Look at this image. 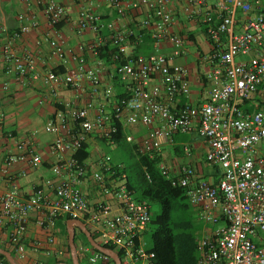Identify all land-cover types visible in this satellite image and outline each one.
I'll return each instance as SVG.
<instances>
[{"label":"built area","instance_id":"built-area-1","mask_svg":"<svg viewBox=\"0 0 264 264\" xmlns=\"http://www.w3.org/2000/svg\"><path fill=\"white\" fill-rule=\"evenodd\" d=\"M190 15L204 25L212 49L202 56L209 64L205 77L207 95L197 104L182 101L190 92L188 70L174 62L181 56L183 37L173 30V12L167 0H110L117 18L103 20L90 8L78 12V31H108L120 52L127 45L141 41L148 32L155 50L114 65L123 85L118 97L111 85L102 84L98 66H88L81 55H74L75 64L64 72L50 68L41 70L30 51L17 54L13 43L23 33L35 27V18L22 22L10 31L0 22V37L5 72H13L16 80L26 83L41 78L49 84L69 88L86 79L93 94L102 101L94 109L92 100L82 106L65 103L48 118L45 130L56 133L51 150L57 160L51 166L58 178L45 183L53 185V196L41 188L22 195L16 186L0 187V243H5L18 259L29 264H42L30 258L37 243L27 241L24 234L29 214L37 213L36 224L44 227L59 216L79 218L100 244H110L121 253L122 264H154L155 253L148 249L145 234L150 220V204L135 197L128 188L124 173L113 169L110 156L101 155L93 169L73 155L88 135L98 132L111 147L115 121L145 127L146 133L136 142L141 153L154 156L178 133L195 132L207 145L206 162L218 171L216 182L196 180L191 166L181 165L170 171L161 161V173L175 186L185 190L190 205L208 223L207 231L198 243L196 264H264V3L261 0H187ZM48 22L56 25L69 19V8L54 0H46L42 8ZM143 10L140 18L129 24L123 20L128 12ZM23 19V15H18ZM166 40L171 49L159 48ZM49 44L59 58L65 48L55 39ZM133 142L130 134H125ZM16 154H6L1 160V173L16 161L27 160L36 168L41 158L25 142L17 145ZM72 150L73 155L62 154ZM25 172H19L23 175ZM93 180L99 187L98 196L91 198L79 185ZM8 226L4 240L1 228ZM87 264H115L112 257L93 247L79 249ZM0 264L3 259L0 258Z\"/></svg>","mask_w":264,"mask_h":264},{"label":"crops","instance_id":"crops-1","mask_svg":"<svg viewBox=\"0 0 264 264\" xmlns=\"http://www.w3.org/2000/svg\"><path fill=\"white\" fill-rule=\"evenodd\" d=\"M45 1L0 0V22L10 31L16 30L22 22L31 18H35L38 22L35 27L14 41V52L21 54L30 51L39 69L50 68L55 72H64L73 66L75 64L73 54L81 55L88 66L99 67L102 84L111 85L115 93L123 94V86L115 73L114 63L111 60L105 62L96 54V48L108 41V31L104 28L99 32L78 31L76 28L78 12L84 7L100 14L103 20L116 19L117 13L110 0H54L69 8V19L54 26L48 22L42 10ZM167 2L173 12V30L184 40L181 56L174 59V62L185 66L188 70L190 92L181 100L197 104L207 95L208 82L205 75L209 71V64L202 59V56L211 51L212 45L203 32L204 25L196 16L190 15V5L187 0H167ZM261 2L264 3V0ZM142 11L128 12L123 21L131 24L133 19L142 16ZM19 14L24 18L19 19ZM50 39L57 40L65 48L63 58L52 53ZM4 40V36L0 37V168L4 155L19 152L17 145L20 142H25L27 147L39 154L41 163L36 168H32L27 160L14 162L6 173L0 172V187L8 190L14 185L24 196L29 195L35 188H41L43 193L50 197L53 196V185L46 184L45 180L51 179L52 184L58 181L51 172V166L57 160V156L51 150V143L56 133L45 130L46 121L65 103L82 106L86 101L92 100L94 103V109L90 111L92 114L102 98L93 94L92 87L86 79L81 80L75 88L60 83L53 84L54 95L49 94V84L43 82L41 78L20 83L13 72H5L7 63L2 51ZM134 43L127 45L124 55L127 56L133 51ZM159 47L165 53L171 49L170 43L166 40L160 41ZM153 49L155 50L154 44ZM121 123L125 134L132 135L135 143L146 133L145 127ZM99 137L98 132H92L85 140L89 145V156L83 161L89 169H93L96 160L101 157L98 149L104 144L100 143ZM206 150V143L195 132L178 133L163 146L161 158L170 171H176L179 166L187 165L194 169L196 180L214 181L215 177V180L218 178V171L206 162ZM72 155V150H66L62 154L64 158ZM19 172L25 173L18 175ZM79 187L91 198L98 196L99 187L93 180L88 179ZM36 215L35 212L29 214V222L24 234L27 241L37 243V250L28 252L30 258H35L42 264H87L86 259L81 258L83 254H80L79 249L89 246L83 240V234L86 236L84 229H89L81 219L59 216L53 220V223L47 222L44 227H40L36 224ZM1 230L2 238L5 240L9 227L3 226ZM70 234L73 236L74 251L71 248ZM94 240L97 241V237ZM0 247L12 253L11 256L17 264H29L27 259H18L5 243H0ZM73 254H76L75 263ZM69 259L71 263H68ZM113 262L115 263L114 260Z\"/></svg>","mask_w":264,"mask_h":264},{"label":"trees","instance_id":"trees-1","mask_svg":"<svg viewBox=\"0 0 264 264\" xmlns=\"http://www.w3.org/2000/svg\"><path fill=\"white\" fill-rule=\"evenodd\" d=\"M203 32L206 35L205 28ZM153 50V39L146 32L141 41L134 43L133 51L127 56L120 52L111 40L104 45H99L96 48V54L105 62L111 60L114 65H118L139 55L147 56ZM117 95L121 97L124 94L117 93ZM115 124L116 132L111 135L115 148L125 150L132 161L126 163L121 159L115 162L112 158L110 161L113 169L117 173L125 174L127 186L134 191L136 198L145 199L149 204L156 202L159 206L157 213L153 214L150 211L148 223V226H153L147 247L155 253L154 264H196L198 258V243L194 231L196 209L188 202L185 190L173 185L161 173V154L149 156V154L141 153L135 142L126 140L122 123L117 120ZM98 139L105 146H110L105 137L100 136ZM73 156L79 162L86 159L89 156V145L83 142ZM215 178L214 182H216ZM91 235L93 239L96 238L93 233ZM83 240L85 244L92 247L84 234ZM102 246L121 255L113 245L102 244ZM0 258L3 259L4 264H10L1 253Z\"/></svg>","mask_w":264,"mask_h":264},{"label":"rangeland","instance_id":"rangeland-1","mask_svg":"<svg viewBox=\"0 0 264 264\" xmlns=\"http://www.w3.org/2000/svg\"><path fill=\"white\" fill-rule=\"evenodd\" d=\"M94 140H96V139L94 138ZM96 144H98L99 146H101L98 142H96ZM98 153H100L101 155H103V154L109 155L110 156V159L113 158V160L115 162H119L121 159L124 162H126V163H130L132 161V158L129 156V154L125 150H123V149H118L117 150L115 147H111V146L102 145V148L101 149H98ZM158 210H159L158 204L156 202H150V211H151V213H153V214L154 213H157ZM195 214H196L195 219H194V222H195L194 223L195 224V228H194V231H195V239H196L197 243H199L201 241L202 237L205 235V233L207 231L208 223L205 222L203 219H201L197 215V212ZM152 228H153L152 225H149L148 226L147 233L145 234L146 241H149L150 233H151ZM74 256L76 258V254H74ZM15 262H16V260H15ZM71 262H72L71 259H69L68 260V263H71Z\"/></svg>","mask_w":264,"mask_h":264},{"label":"water","instance_id":"water-1","mask_svg":"<svg viewBox=\"0 0 264 264\" xmlns=\"http://www.w3.org/2000/svg\"><path fill=\"white\" fill-rule=\"evenodd\" d=\"M86 236H87V240L89 242V244H91L92 247H94L97 250L103 251L104 253L108 254L110 257H112V259L115 261V264H122L119 255L112 249L110 248H105L102 246V244H100L99 242H97L96 240L93 239L91 233L89 232V230L84 229ZM70 243H71V248L72 251H74V244H73V236L72 234H70ZM0 253L3 254L6 259L9 261L10 264H17L14 260V258L11 256V254L0 247ZM73 262H76V258L73 254Z\"/></svg>","mask_w":264,"mask_h":264}]
</instances>
